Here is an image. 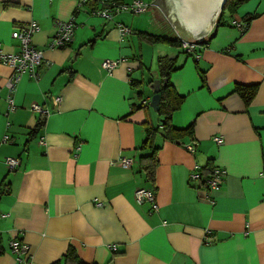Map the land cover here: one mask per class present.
I'll return each instance as SVG.
<instances>
[{
	"label": "crops",
	"instance_id": "1",
	"mask_svg": "<svg viewBox=\"0 0 264 264\" xmlns=\"http://www.w3.org/2000/svg\"><path fill=\"white\" fill-rule=\"evenodd\" d=\"M90 1L76 10L79 0H0L2 52H18L11 34L33 21L39 31L32 44L44 59L37 80L24 75L18 82L8 117L12 70L0 61V141L10 138L0 143V264H19L12 240L29 247L25 264H54L68 249L82 264H264V0L225 14L215 34L203 37L209 41L197 60L143 40L141 33L166 37L156 10L150 25L128 12L104 20L96 14L101 0ZM250 15L256 17L245 25ZM71 17L77 27L70 44L49 49L56 22ZM157 25L162 34L147 30ZM122 28L131 33L121 35ZM157 45L167 50L150 52ZM146 48L152 61L158 54L153 75ZM160 57L174 61L169 83L181 99L171 114L172 140L149 106ZM104 60L121 62L108 73ZM251 87L246 104L237 89ZM32 104L47 114L32 112ZM157 127L145 146L147 128ZM193 141L190 154L184 146ZM152 146L151 181L143 159ZM7 157L20 160L16 171L9 172ZM121 157L132 159L131 168L116 163ZM209 163L223 173L212 202L203 184L189 182L195 165ZM139 188L153 191L157 212L136 203Z\"/></svg>",
	"mask_w": 264,
	"mask_h": 264
},
{
	"label": "built area",
	"instance_id": "2",
	"mask_svg": "<svg viewBox=\"0 0 264 264\" xmlns=\"http://www.w3.org/2000/svg\"><path fill=\"white\" fill-rule=\"evenodd\" d=\"M89 0H79L77 9L86 4ZM95 1V0H93ZM155 0H133L130 4H122L115 0H101L99 2L100 9L96 11V14L99 15L104 20H110L115 14L122 12H130L135 15L145 14L150 10L158 8V5L152 4ZM236 28L240 31L244 30L243 24H234ZM76 23L74 17H71L67 21H57L55 24V33L48 45V48L51 50L63 48L70 44L72 37L76 30ZM39 31V27L36 22H30L29 24L23 26L17 31L12 32L11 38L18 41L19 50L16 53L5 54L0 49V61L11 68L12 73L7 78L5 83V88L7 90L6 97V113L5 116L8 117L9 114L15 111V105L13 101V93L18 82L22 76L27 75L33 80L38 79L39 68L44 64L43 54L40 50L36 49L32 44V36ZM121 35L130 34L131 31L128 28H122L120 30ZM176 37L180 40V48L187 54L192 55V57L197 60L198 55L197 49L201 48L200 45L185 42L181 37L176 33ZM120 60L111 61L104 60L101 64V67L108 73L112 72L119 64ZM59 98H55V102H59ZM32 112L38 113L40 115L47 114L41 106L32 104ZM213 141L220 145L222 143L220 138H214ZM9 136L5 135L0 143H9ZM45 142L41 139L39 140V145H44ZM196 142L193 141L191 144L185 145V150L193 154L195 152ZM5 165L7 166L9 172H14L20 165V160L18 158L7 157L4 160ZM116 163L124 169H129L132 166V159L121 157ZM201 167L195 165L189 174V182L195 183L199 182L205 187V198L212 202L210 195L213 192H217L220 189V184L222 180V171L218 168L211 166L207 172V176L202 172ZM205 175V176H204ZM134 199L138 205L149 204L150 212H157L158 205L155 200V195L151 189L139 188L134 193ZM100 206V204H97ZM10 248L12 253L15 256L16 261L19 264H25L23 257H27L29 253V247L26 244L21 243L20 241L12 240L10 242ZM110 251L115 250V246H109Z\"/></svg>",
	"mask_w": 264,
	"mask_h": 264
},
{
	"label": "trees",
	"instance_id": "3",
	"mask_svg": "<svg viewBox=\"0 0 264 264\" xmlns=\"http://www.w3.org/2000/svg\"><path fill=\"white\" fill-rule=\"evenodd\" d=\"M246 0H227L224 7L222 8L221 13L219 14L215 26L213 28V34H215L217 28L221 25H223V18L226 13L233 15L236 9L239 5L244 3ZM88 2H91L90 0ZM256 15H250L246 16L244 18L245 25H248L249 22H251ZM143 40L146 41L148 44H167L174 47H180V40L178 37L173 38H167L163 36H157V35H151L148 33H141ZM208 39H201L198 43L201 48L205 47L207 45ZM175 63L174 61L170 60L169 57H160L157 59V68H158V74H159V80L161 82L160 90H159V107H158V114L160 116H163V119L161 121L160 128L162 129L164 133V137L167 140H172V128H171V114L178 108L180 105L181 99L175 94L174 90L170 86L169 78L170 74L175 70ZM166 80V83L164 84V81ZM256 91L255 87L251 88H238L237 92L239 96L244 100L246 104H248L254 93ZM45 123V116H40L36 128H42ZM35 128V130H36ZM33 130V132L35 131ZM159 128H147L146 131V141L145 146H147L151 141L153 140L154 135L158 132ZM151 155L145 156L144 161L147 163L144 166V170L147 172V177L149 180H153V173H154V167L156 165V148L153 146L151 147ZM211 167V163L208 164L207 167L203 169L204 173H207L209 168ZM54 264H82V262L78 259V256L76 253L68 249V251L65 253V255L62 257V260L54 263Z\"/></svg>",
	"mask_w": 264,
	"mask_h": 264
},
{
	"label": "water",
	"instance_id": "4",
	"mask_svg": "<svg viewBox=\"0 0 264 264\" xmlns=\"http://www.w3.org/2000/svg\"><path fill=\"white\" fill-rule=\"evenodd\" d=\"M226 1L155 0L152 4H156L161 8L182 40L198 44L215 26ZM160 85L159 79L154 80L149 85L153 93L149 106L154 112H157L159 107Z\"/></svg>",
	"mask_w": 264,
	"mask_h": 264
},
{
	"label": "rangeland",
	"instance_id": "5",
	"mask_svg": "<svg viewBox=\"0 0 264 264\" xmlns=\"http://www.w3.org/2000/svg\"><path fill=\"white\" fill-rule=\"evenodd\" d=\"M153 10H156L157 11V14L162 18L163 22H164V25H166V27L163 28V34L166 36V37H176V33L177 31L175 30V28L173 27V25L171 24V22L169 21V19L166 17V15L164 14V12L161 10V8L158 6V8L156 9H153ZM126 13V12H125ZM129 14L132 15V17H135V16H138V17H143V19H146V22L148 23V25H150V20L149 18L153 16L152 12L148 11L146 14H141V15H135V14H132L129 12ZM226 15L228 16V18H230V16H233L231 14H228L226 13ZM169 25V26H167ZM156 27V28H154ZM162 28V26L160 27L159 25L157 26H150L147 30L150 32V33H153V34H162V30H160ZM168 31V32H167ZM159 47H156L155 49H150V52H155L156 50H158V48H163L164 50H167V47L163 46V45H157ZM174 50H178L177 48H173ZM145 61L147 63V65L149 64L150 65V61H151V65H150V74L153 75L154 73H156V57L158 54H155L153 56V61L151 59V54L149 53L148 49L146 48L145 50ZM170 56V55H168ZM138 73V71H137ZM147 92V91H145Z\"/></svg>",
	"mask_w": 264,
	"mask_h": 264
}]
</instances>
